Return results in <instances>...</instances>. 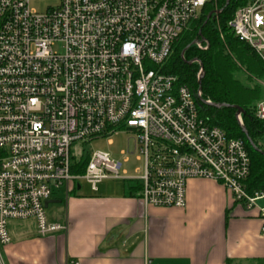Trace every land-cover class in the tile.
I'll return each mask as SVG.
<instances>
[{
	"label": "built area",
	"instance_id": "obj_1",
	"mask_svg": "<svg viewBox=\"0 0 264 264\" xmlns=\"http://www.w3.org/2000/svg\"><path fill=\"white\" fill-rule=\"evenodd\" d=\"M31 1L0 0V244L11 240V220L33 219L42 236L66 230L47 220L44 202L56 192L66 198L81 179L93 191L107 178L135 182L144 206L178 208L188 179L214 180L257 210L264 230V191L246 190L243 141L202 116L212 101L200 88L161 70L180 34L217 0H48L44 11ZM227 24L264 65V0H240ZM255 115L264 119V99ZM117 131L134 133L140 175L100 150L89 152L83 173L70 172L75 142ZM132 153L120 152L124 160Z\"/></svg>",
	"mask_w": 264,
	"mask_h": 264
},
{
	"label": "crops",
	"instance_id": "obj_2",
	"mask_svg": "<svg viewBox=\"0 0 264 264\" xmlns=\"http://www.w3.org/2000/svg\"><path fill=\"white\" fill-rule=\"evenodd\" d=\"M102 181L96 191L80 193L78 183L71 196L48 199L62 213L49 222L66 230L42 236L33 219L9 221L0 264H264L263 220L220 183L188 179L178 208L144 206L135 182Z\"/></svg>",
	"mask_w": 264,
	"mask_h": 264
},
{
	"label": "trees",
	"instance_id": "obj_3",
	"mask_svg": "<svg viewBox=\"0 0 264 264\" xmlns=\"http://www.w3.org/2000/svg\"><path fill=\"white\" fill-rule=\"evenodd\" d=\"M240 0H217L216 5L206 4L197 19L190 22L172 45V52L163 63L161 70L178 77V84H186L192 91L198 88L196 73L202 67L200 89L203 97L212 103L228 106H205L202 116L220 127L227 136L240 138L249 156V173L245 180L246 190L252 194L264 191V119L255 115L256 104L263 97L264 65L258 55L244 42L238 40L228 27V21ZM212 14L204 23L207 13ZM202 37L203 49H198L193 41ZM191 44V45H190ZM184 50L182 56L181 51ZM241 72V73H240ZM241 107V122L236 117V108ZM246 131L247 135L244 133ZM248 138L258 148L254 149ZM70 172L81 174L89 158V152L76 157L71 152ZM3 153L0 150V157ZM137 185V186H136ZM135 188H140L138 184Z\"/></svg>",
	"mask_w": 264,
	"mask_h": 264
},
{
	"label": "rangeland",
	"instance_id": "obj_4",
	"mask_svg": "<svg viewBox=\"0 0 264 264\" xmlns=\"http://www.w3.org/2000/svg\"><path fill=\"white\" fill-rule=\"evenodd\" d=\"M51 3L52 2L48 0H35L30 2V8H34L38 11H44L45 8ZM263 99L264 94L261 100ZM134 137L135 136L132 131H117L115 134L111 135L108 138L105 137L93 139L87 143L75 142L72 148V152L75 156L80 155L82 151H84V153L96 150L108 152L112 158L118 159L122 162L121 171H126L128 176L140 175L142 173V159L138 147L134 148ZM127 149L131 150L133 153L128 156L127 160H124V157L120 154V152ZM78 183L81 186L79 190L80 193L86 194L91 192L90 186L85 180L81 179L78 181ZM102 183L109 186H115V184L119 186L122 181H120L119 179L117 180L107 178L104 179ZM60 195L61 192H56L55 195L52 196V198L56 196V198L58 199ZM68 196H71V193L68 194ZM59 204L60 203H49L47 207H45V214L48 221L53 219L54 216L59 217L60 215H62V213H59L61 211H58L61 208Z\"/></svg>",
	"mask_w": 264,
	"mask_h": 264
},
{
	"label": "water",
	"instance_id": "obj_5",
	"mask_svg": "<svg viewBox=\"0 0 264 264\" xmlns=\"http://www.w3.org/2000/svg\"><path fill=\"white\" fill-rule=\"evenodd\" d=\"M229 3V0H225V5H227ZM220 12V10H211L207 13L206 17H205V20H204V23L209 19V17L212 15V14H216ZM200 40H202V37H200ZM195 41H193L191 44H193ZM190 44V45H191ZM185 48L181 51V56L184 52ZM198 88H200V81H198ZM213 106H217V107H220V106H228V104H225V103H220V104H215V103H212ZM234 107L236 108V116L241 114L242 112V109L241 107L237 106V105H234ZM244 133L247 135L246 131H244ZM248 142L249 144L256 150H258V148L253 144V142L248 138ZM52 201H56V200H46L44 202V205L46 206L48 202H52Z\"/></svg>",
	"mask_w": 264,
	"mask_h": 264
},
{
	"label": "bare ground",
	"instance_id": "obj_6",
	"mask_svg": "<svg viewBox=\"0 0 264 264\" xmlns=\"http://www.w3.org/2000/svg\"><path fill=\"white\" fill-rule=\"evenodd\" d=\"M212 105V104H211Z\"/></svg>",
	"mask_w": 264,
	"mask_h": 264
}]
</instances>
